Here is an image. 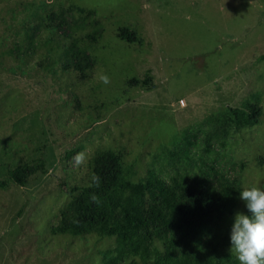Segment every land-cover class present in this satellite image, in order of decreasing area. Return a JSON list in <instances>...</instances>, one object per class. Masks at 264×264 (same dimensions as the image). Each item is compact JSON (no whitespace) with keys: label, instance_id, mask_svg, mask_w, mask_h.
<instances>
[{"label":"rangeland","instance_id":"374dc122","mask_svg":"<svg viewBox=\"0 0 264 264\" xmlns=\"http://www.w3.org/2000/svg\"><path fill=\"white\" fill-rule=\"evenodd\" d=\"M53 17L98 31L83 81L65 44L39 27ZM121 27L142 42L120 39ZM252 94L260 122L224 132L226 110L243 111ZM105 149L131 182L208 162L240 172L241 191L264 188V0H0V264H147L117 260L115 236L50 232ZM37 159L46 172L26 185L9 176ZM238 211L247 213L241 199Z\"/></svg>","mask_w":264,"mask_h":264},{"label":"trees","instance_id":"16d2710c","mask_svg":"<svg viewBox=\"0 0 264 264\" xmlns=\"http://www.w3.org/2000/svg\"><path fill=\"white\" fill-rule=\"evenodd\" d=\"M39 19V27L55 37L51 41L65 44L64 57L71 61L77 79H86L89 66L85 53L98 31L82 34L84 23L64 17ZM59 27L67 28L69 34L58 35ZM117 36L129 43L142 42L129 27L119 28ZM148 81L132 78L128 83L145 86ZM243 108L226 110L224 132L260 122L262 106L258 94H252ZM257 159L264 162V156ZM239 166L242 169L244 162ZM37 172H46L43 159L8 170L9 176L22 186ZM90 172V182L79 189L50 226L52 234L115 236L112 252L119 261L133 256L147 264H239L226 248L230 244L234 209L240 200V172H225L207 162L205 168H173L167 178L150 172L145 180L131 182L127 178L129 168L120 154L110 149L93 155ZM93 175L99 177L98 187ZM92 195L98 202L91 199Z\"/></svg>","mask_w":264,"mask_h":264},{"label":"clouds","instance_id":"9594fccd","mask_svg":"<svg viewBox=\"0 0 264 264\" xmlns=\"http://www.w3.org/2000/svg\"><path fill=\"white\" fill-rule=\"evenodd\" d=\"M100 80L105 84L110 82L107 75H101ZM74 161L77 166L83 164L84 154H77ZM93 182L98 187L99 177L93 175ZM239 198L244 202L247 213L238 211L234 216L230 252L236 256L239 264H264V188L244 187ZM91 199L98 202L95 195Z\"/></svg>","mask_w":264,"mask_h":264}]
</instances>
